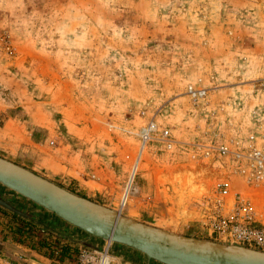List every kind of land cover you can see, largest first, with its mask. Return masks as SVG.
<instances>
[{
  "label": "rangeland",
  "instance_id": "rangeland-1",
  "mask_svg": "<svg viewBox=\"0 0 264 264\" xmlns=\"http://www.w3.org/2000/svg\"><path fill=\"white\" fill-rule=\"evenodd\" d=\"M25 42L30 46L21 47ZM199 79L207 99L196 110L186 87ZM256 105L264 107V0H0V144L18 132L15 124L23 136L14 154L1 158L124 217L225 244L210 233L207 217L223 172L194 158L195 145L217 144L223 133L245 142L258 132ZM151 117L178 143L171 152L148 145L138 193L121 210L138 131ZM31 151L52 156V166L33 167L25 157ZM0 199L22 214L0 210L2 254L43 251L37 227L55 233L63 250L80 241L105 245L1 184ZM21 223L29 230L21 233ZM111 253L131 264H160L117 243Z\"/></svg>",
  "mask_w": 264,
  "mask_h": 264
},
{
  "label": "built area",
  "instance_id": "built-area-1",
  "mask_svg": "<svg viewBox=\"0 0 264 264\" xmlns=\"http://www.w3.org/2000/svg\"><path fill=\"white\" fill-rule=\"evenodd\" d=\"M186 94L194 109L201 110L206 106L207 89L201 79L189 84ZM137 137L138 157L152 143L161 144L167 152L173 151L178 143L171 131L153 117L141 126ZM220 138L221 142L217 144L210 140L196 144L195 149L200 153L193 154L197 160L218 163L223 172L217 190L208 198L209 231L227 245L264 252V200L260 198L264 197V107L258 132L250 134L245 142L228 133L221 134ZM136 161L121 189L120 209L127 207L134 190L138 173ZM34 239L47 242L43 251L29 247L27 252L12 256L0 252V264H131L111 253L113 242L104 241L105 245L96 249L80 241L65 255L64 243L59 242L55 233L37 227Z\"/></svg>",
  "mask_w": 264,
  "mask_h": 264
},
{
  "label": "water",
  "instance_id": "water-1",
  "mask_svg": "<svg viewBox=\"0 0 264 264\" xmlns=\"http://www.w3.org/2000/svg\"><path fill=\"white\" fill-rule=\"evenodd\" d=\"M0 184L81 231L160 264H264V252L170 232L125 218L0 157ZM0 207L20 214L6 201Z\"/></svg>",
  "mask_w": 264,
  "mask_h": 264
},
{
  "label": "crops",
  "instance_id": "crops-1",
  "mask_svg": "<svg viewBox=\"0 0 264 264\" xmlns=\"http://www.w3.org/2000/svg\"><path fill=\"white\" fill-rule=\"evenodd\" d=\"M252 16V14H251ZM254 18H255V15H253ZM86 40V39H85ZM89 43H92L93 42V37L90 38L88 40ZM30 46V42H25L21 45V47L25 48V47H28ZM86 46V44H85ZM36 54L33 52V55H29V56H24L23 54L20 55V57H18L17 59L19 58H22L24 56V59L25 61L30 59V58H33V56H35ZM43 62L39 63L38 67L39 69L41 70V68L43 67ZM62 74L60 75V79H61V83L64 84L66 82V80H64L62 78ZM64 77V76H63ZM47 81V82H46ZM46 83L48 84H52L53 82L50 80V76L47 77V80H45ZM92 82V81H91ZM56 84V82H54ZM93 83V82H92ZM61 84V86H62ZM56 87L59 86V85H55ZM60 87V86H59ZM257 107L256 108V115H255V118L257 119L258 116L261 117V110H259L260 106L256 105ZM255 110V109H254ZM12 121V120H11ZM10 120L5 124L4 126V129H6L7 127H9V123ZM14 125V124H13ZM16 130L18 132H13L11 131V134L9 133V135L6 136L5 139H3L2 143L0 144V150H2L3 152H5V154H0V157H9L8 155H11V154H14L12 153L13 152V149L12 148H16L17 147V142L18 140H21V138H23L22 134H21V127H18L16 124L14 125ZM35 130V129H34ZM36 132V131H35ZM5 133V132H4ZM47 133V132H46ZM13 134V135H12ZM15 146V147H14ZM21 156V155H19ZM24 156V155H22ZM25 157L27 158V161L28 162H31L33 164V167H36V168H41V169H46L48 170L52 165V156H50L49 154H44V153H39L37 151H31L30 153H25ZM10 159V158H9ZM12 160V159H11ZM16 164L20 165V166H23V164L21 162H16ZM29 169V168H28ZM31 169V168H30ZM32 171L33 168H32ZM65 174L68 176V177H71L72 180H77V171L75 170H68L65 172ZM22 215V214H21Z\"/></svg>",
  "mask_w": 264,
  "mask_h": 264
},
{
  "label": "trees",
  "instance_id": "trees-1",
  "mask_svg": "<svg viewBox=\"0 0 264 264\" xmlns=\"http://www.w3.org/2000/svg\"><path fill=\"white\" fill-rule=\"evenodd\" d=\"M61 187V186H60ZM0 210H2V211H4V212H6L3 208H1L0 207ZM7 213V212H6ZM13 217H15L16 219H19V218H21V217H19L18 215H16V214H11ZM19 217V218H18ZM23 219V218H22ZM20 226L18 227V230L20 229H22L21 230V233H24L23 231H25L26 232V230L28 229L29 230V226H28V224L26 225V224H23V223H21V224H19ZM32 237H30V239H31ZM41 243H44V242H41ZM38 245L37 246H40L41 244L38 242L37 243ZM39 248H41V247H39ZM39 248H37L38 250H39ZM63 252H64V254L66 255L67 253H68V251L67 250H63Z\"/></svg>",
  "mask_w": 264,
  "mask_h": 264
},
{
  "label": "bare ground",
  "instance_id": "bare-ground-1",
  "mask_svg": "<svg viewBox=\"0 0 264 264\" xmlns=\"http://www.w3.org/2000/svg\"><path fill=\"white\" fill-rule=\"evenodd\" d=\"M143 153H144V151L140 154V157H138V155H137V165H138V167H137V169L139 168V165H141V163H140V158L142 157V155H143ZM140 169V168H139ZM134 192H136V193H138V189H134ZM260 198H263V200H264V197L262 196V197H260ZM130 203H131V200H129V203H128V205H127V207L130 205ZM126 206L125 207H123L121 210H123L124 208H127ZM113 211V210H112ZM118 214H120V212H117ZM121 215V214H120ZM122 216V215H121ZM124 217V216H123ZM125 218H127V217H125ZM130 219V218H129ZM132 220V219H131ZM108 243H110L111 241H107Z\"/></svg>",
  "mask_w": 264,
  "mask_h": 264
}]
</instances>
